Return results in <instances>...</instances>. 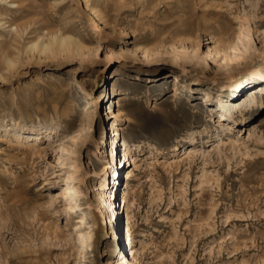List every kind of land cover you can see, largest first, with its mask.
<instances>
[{"label":"rangeland","instance_id":"374dc122","mask_svg":"<svg viewBox=\"0 0 264 264\" xmlns=\"http://www.w3.org/2000/svg\"><path fill=\"white\" fill-rule=\"evenodd\" d=\"M0 16V264H130L132 251L139 264H264V104L220 125L231 98L264 99L249 76L264 0H7ZM35 42L48 48L27 52ZM234 81L244 87L221 101ZM14 123L58 134L17 143L3 132ZM124 139L142 147L125 166L107 157ZM108 166L128 196L119 229L98 201L106 178L114 192Z\"/></svg>","mask_w":264,"mask_h":264},{"label":"bare ground","instance_id":"6f19581e","mask_svg":"<svg viewBox=\"0 0 264 264\" xmlns=\"http://www.w3.org/2000/svg\"><path fill=\"white\" fill-rule=\"evenodd\" d=\"M1 3L3 2H7V0H0ZM89 7V6H88ZM91 12L92 15L94 16L95 20L97 22H102L103 18L101 16V14L95 10L91 8ZM3 24L1 22V16H0V28H3ZM15 29V28H14ZM52 43L56 44L58 47L60 48H64L66 46H71L74 44V41L71 37H65V36H53L52 37ZM48 48V46L43 43V42H35V43H31L28 48H27V52H34L37 49H40L42 51H45ZM133 53L136 54L137 56H142L145 59H154L158 56H161V53H158L156 51H152L146 48H143L141 46H139L138 44H135V48L133 50ZM6 64L9 65L10 67L13 66V62L9 59L6 60ZM264 65V57L262 58V63L259 65L260 68H256L253 69L249 72V76L252 75L254 72H257V78L258 79H264V73H262L261 67L263 68ZM259 70V71H256ZM115 75L118 76L120 75V72L115 71ZM178 82L177 78L172 80V85L174 86L176 83ZM235 82V81H234ZM241 84V81L235 82L233 84H229L227 85L225 88L226 90L222 91V94L220 95L221 97V101L223 100V98L226 97L225 91H234V92H238L240 89H242L244 86H238ZM114 86H116V83L114 84ZM210 97V96H208ZM212 97V96H211ZM212 99V98H211ZM230 105L227 107V109H224V114L221 115L222 116V120H221V126H224L222 123L226 122V121H232L234 120L233 117L235 116H239L241 118L247 119V117H249V113H251L254 109H256L257 107L259 108L262 103L264 104V99L262 102H260L258 100L257 95L252 96L251 98H240V97H236L234 99L231 98L230 100ZM119 111L116 112V117L119 119H123L126 117V113L123 110L122 106H120V108L118 109ZM122 130L118 124L115 123H111V131H112V142L115 143L116 139L115 136H118L119 133L118 131ZM227 130H230V128H227ZM5 133L4 137L5 138H9L10 136L12 137V139L14 138L16 140L17 143H22V140L20 138L21 133L22 132H28L31 133L33 135H38V137H35V140L43 137L44 135H46V137H48V140H51L52 138L54 139L53 136H55L56 134H58V129L54 128V127H43V126H39V127H30L24 124H19V123H14L12 124L11 127H5L4 131ZM10 137V138H11ZM221 135L217 136L218 141L215 142V144L217 145V148H219L220 144L223 143V139L221 138ZM19 138V139H18ZM122 146L124 147L120 153H117L116 149H112V151L108 154V158H110L109 156H112V163L114 161V163H116L117 165H122L126 162L130 163V153L133 151V148L135 149H140L142 148L140 145H133L131 143L130 140L124 139L122 142ZM121 146V147H122ZM198 152H200V150L198 149L197 146H190V147H186L183 149V155L186 158H193ZM122 153V154H121ZM138 158V157H137ZM108 165H111L112 163L110 161L107 162ZM125 166V164H124ZM121 167V166H120ZM109 169H112L113 172V176L116 177L113 182L114 184V192H111V194H108V189H110L109 187V179L106 178L104 180V182H101L98 186L97 191H99L98 194V201L101 202L102 201V205L104 206V208L106 209L107 212L106 215H108V219L110 220V222L112 223L114 220V223L117 226V229L120 228L119 222H120V217L117 215L118 209H122L123 211H125L127 209V206L129 204L128 202V196H124L123 198H121L120 200L117 199V191L118 188L117 186L115 187V185L118 184L117 182V177H118V167L114 168L113 166L110 167L108 166ZM107 168H105L106 170ZM129 176V174H127V177ZM69 180V178H68ZM69 186L65 192L66 196L68 197L70 202H74L76 204H78L80 202V196H79V190L78 188L72 184L69 180ZM107 190V191H106ZM126 194V193H125ZM76 208V207H75ZM116 212V215H115ZM126 212V211H125ZM113 223V232H114V227L115 224ZM124 231H125V240L127 242H129L130 240V232H131V228H130V224L127 222V225H124ZM124 236V234H123ZM85 238V237H84ZM139 258H138V253L132 251V262L130 264H139Z\"/></svg>","mask_w":264,"mask_h":264}]
</instances>
